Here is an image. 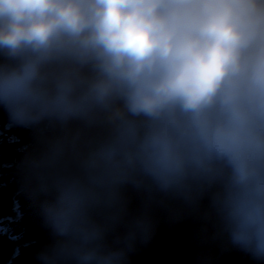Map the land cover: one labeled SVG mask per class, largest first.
<instances>
[{
  "label": "clouds",
  "instance_id": "1",
  "mask_svg": "<svg viewBox=\"0 0 264 264\" xmlns=\"http://www.w3.org/2000/svg\"><path fill=\"white\" fill-rule=\"evenodd\" d=\"M0 113L37 264H130L161 219L264 264V0H0Z\"/></svg>",
  "mask_w": 264,
  "mask_h": 264
},
{
  "label": "water",
  "instance_id": "2",
  "mask_svg": "<svg viewBox=\"0 0 264 264\" xmlns=\"http://www.w3.org/2000/svg\"><path fill=\"white\" fill-rule=\"evenodd\" d=\"M1 121L5 122L7 120L0 116V123H2ZM3 128L9 129L12 126L7 125ZM25 135L23 140H26L30 133L26 132ZM4 148H7V146ZM7 155L11 156L8 150L2 149L1 144L0 163L7 158ZM17 155V152H14V156ZM15 158L17 159L11 158V160H14L12 171H9L3 179L0 174V224L8 226V231L5 230L0 233V264H11L15 255H21L23 243L47 239V234L39 219L31 221L30 218H22V216L19 219V207L17 212L11 204L10 197L14 191L21 190L18 178L19 156ZM2 169L3 173L6 172L5 167L2 166ZM4 181H8V184H4ZM19 191L17 192L19 193ZM17 194L15 195V201L18 204ZM17 219L19 220L17 221ZM18 233H22L20 238L17 237ZM197 250H209V248L198 244L193 238L188 225H170L161 219L153 237L146 244H138L135 251L130 254L129 259L130 264H153L158 258L162 261V264H181L195 255ZM153 251L157 252L156 256L152 255ZM240 256V253L233 255L224 253L222 256L215 257L212 261L213 264H236Z\"/></svg>",
  "mask_w": 264,
  "mask_h": 264
},
{
  "label": "rangeland",
  "instance_id": "3",
  "mask_svg": "<svg viewBox=\"0 0 264 264\" xmlns=\"http://www.w3.org/2000/svg\"><path fill=\"white\" fill-rule=\"evenodd\" d=\"M5 182H8V181H4V184H6ZM17 201H18L19 213H21L22 218L28 217V218H30L31 221H35V220L39 219L34 202L29 197L28 193L22 188L19 191V193L17 194ZM21 236H22V233H18V237H21ZM45 240L46 239L37 240V241L23 245L21 255H17L13 259L11 264H37L34 254H35V251L37 250V248ZM209 250L212 252L209 253ZM209 250H197V251H195V256L191 258V261L194 260V262H195V258L197 257V254H200L203 256L205 252H207V255H210L212 257V259H214L217 256H222V254L225 253L224 252L221 254V253H219V250L215 249V248H212ZM230 252H233L232 255L236 254V253L241 254V256L238 258V260H237L238 262L236 264H252V261L248 257H246L243 253L238 252V251H230ZM156 254H157L156 251L152 252V255H156ZM185 262H187V261H184L181 264H186ZM153 264H162V262L156 261Z\"/></svg>",
  "mask_w": 264,
  "mask_h": 264
},
{
  "label": "trees",
  "instance_id": "4",
  "mask_svg": "<svg viewBox=\"0 0 264 264\" xmlns=\"http://www.w3.org/2000/svg\"><path fill=\"white\" fill-rule=\"evenodd\" d=\"M0 116H2V118H5L2 113H0ZM1 122L4 124H8L7 121L6 123L3 121ZM26 132L28 131L25 129L12 126V128H9L5 134H3L2 136L0 134V145L2 144V149L8 150L11 155L10 157L7 156V165L10 167L14 166V160H11V158L17 159L15 157H20L21 151L29 144L30 136H28L26 140H23V136L26 134ZM5 146H7V148H4ZM14 152H17L18 155L14 156Z\"/></svg>",
  "mask_w": 264,
  "mask_h": 264
},
{
  "label": "flooded vegetation",
  "instance_id": "5",
  "mask_svg": "<svg viewBox=\"0 0 264 264\" xmlns=\"http://www.w3.org/2000/svg\"><path fill=\"white\" fill-rule=\"evenodd\" d=\"M5 123H6V121H5ZM3 127H4L3 123H0V134H1V136H2L3 134H5V133L8 131V129H5V128H3ZM7 156H8V155H7ZM2 166L6 168V172H4V173H3ZM1 169H2V171H1ZM9 171H10V172L12 171V167H10V166L7 165V158H6V159H4L3 162L0 163V174H1L2 179L4 178V176H6V174H7ZM18 220H19V219H17V221H18ZM2 225H3V224H2ZM15 228H16V226H15ZM12 230H14V229H12ZM17 237H18V236H17ZM210 252H212V251L209 250V253H210ZM225 253H229L230 255H232L233 252L228 251V252H225ZM217 254H218V253H217ZM204 255H207V252H205ZM204 255H203V256H204ZM194 256H195V255H193L192 257H194ZM192 257H191V258H192ZM191 258H189V260H186L187 262H185V263H186V264H195L194 260L191 261ZM242 258H243V257H242ZM242 258H241V259H242ZM241 259H240V260H241ZM156 261H157V262H161L159 258H158Z\"/></svg>",
  "mask_w": 264,
  "mask_h": 264
},
{
  "label": "bare ground",
  "instance_id": "6",
  "mask_svg": "<svg viewBox=\"0 0 264 264\" xmlns=\"http://www.w3.org/2000/svg\"><path fill=\"white\" fill-rule=\"evenodd\" d=\"M6 184L8 183V182H5ZM27 243H31V242H26V243H23V245H25V244H27ZM17 255H15V257H16ZM156 256V255H155ZM14 257V258H15ZM162 262V261H161Z\"/></svg>",
  "mask_w": 264,
  "mask_h": 264
}]
</instances>
